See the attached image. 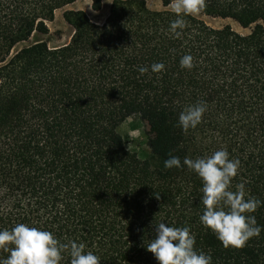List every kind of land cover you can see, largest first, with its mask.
I'll list each match as a JSON object with an SVG mask.
<instances>
[{
	"label": "trees",
	"instance_id": "16d2710c",
	"mask_svg": "<svg viewBox=\"0 0 264 264\" xmlns=\"http://www.w3.org/2000/svg\"><path fill=\"white\" fill-rule=\"evenodd\" d=\"M75 1L0 0V229L47 230L84 243L100 264H158L146 245L164 222L189 227L212 264H264V0H204L197 14H180L178 36L172 0L162 10L112 0L101 20L65 10L68 42L36 38ZM103 3L91 0L92 11ZM185 55L191 69L180 66ZM154 63L164 69L152 72ZM197 102L207 110L183 131L179 114ZM132 116L148 125L144 159L118 130ZM219 149L240 161L229 190L243 183L262 202L251 213L262 230L242 248H225L200 223L202 180L183 165ZM170 155L180 168L164 166ZM60 264H70L67 251Z\"/></svg>",
	"mask_w": 264,
	"mask_h": 264
},
{
	"label": "clouds",
	"instance_id": "9594fccd",
	"mask_svg": "<svg viewBox=\"0 0 264 264\" xmlns=\"http://www.w3.org/2000/svg\"><path fill=\"white\" fill-rule=\"evenodd\" d=\"M171 7L177 19L170 22L169 29L178 36L177 29H182L185 24L180 14L197 13L204 7V0H172ZM192 59L190 55L183 56L180 59L181 68L191 69ZM163 69L162 63L151 65L154 73ZM138 71L144 74L149 69L140 67ZM206 110V102L186 107L178 117L181 129L195 128ZM183 165L202 180L203 212L199 217L200 223L210 229L225 248H242L252 237L260 234L262 229L251 213L262 202L254 197L246 198L243 183L238 184L235 191L229 190L231 179L238 174V159L230 158L227 150L219 149L196 159L185 157ZM164 166L180 168L181 160L170 155ZM195 244V236L189 227H172L159 222L155 224L154 238L147 243L146 250L154 254L158 264H212L211 255L197 250ZM0 249L9 253L6 258L0 259V264H60L65 251L70 256V264L101 262L92 251H85L84 243H61L51 232L24 223H18L10 230L0 229Z\"/></svg>",
	"mask_w": 264,
	"mask_h": 264
},
{
	"label": "rangeland",
	"instance_id": "374dc122",
	"mask_svg": "<svg viewBox=\"0 0 264 264\" xmlns=\"http://www.w3.org/2000/svg\"><path fill=\"white\" fill-rule=\"evenodd\" d=\"M112 0H104L102 9L95 13L91 9V0H76L74 3L58 9L55 12V17L48 22L49 33L44 36H38L49 43L50 46H57L69 41L72 34V27L63 18V12L68 9H82L88 14L101 20L105 17L109 10ZM149 8L153 10H162L161 0H146ZM171 5H170V7ZM197 14V13H195ZM209 25L213 27H222L226 24H231L233 28L241 33H247V29L241 28L237 23L229 19L212 18L201 16ZM119 132L123 136L126 147L138 154L142 159L150 154L149 146V129L147 123L140 116H132L123 121L119 126ZM130 145V148H129Z\"/></svg>",
	"mask_w": 264,
	"mask_h": 264
}]
</instances>
